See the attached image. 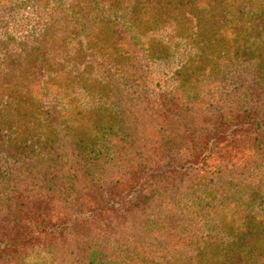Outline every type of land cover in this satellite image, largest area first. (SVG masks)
<instances>
[{
  "label": "trees",
  "instance_id": "trees-1",
  "mask_svg": "<svg viewBox=\"0 0 264 264\" xmlns=\"http://www.w3.org/2000/svg\"><path fill=\"white\" fill-rule=\"evenodd\" d=\"M170 2L177 5V0H165ZM232 5L238 14L245 13L240 1ZM233 13L226 18L236 25L264 24V15L255 13L247 20ZM154 16L142 19L148 28ZM191 30H181L187 42ZM204 41L214 44L209 36ZM237 53L251 56L242 48ZM199 66L189 60L175 77L182 75L190 90L206 80ZM135 67L130 59L123 68L130 72ZM133 87L131 93L143 100L130 102V111L124 105L115 111L120 118H114L117 127L112 132L117 133L120 151L109 146L101 150L98 140L90 145L80 141L73 146L77 156L84 152L82 170L71 165L59 173L28 172L36 166V153L55 164L64 156V147L41 140L19 143L12 135L0 134V264H264V212L254 210L264 204V74L242 80L230 98L236 104L221 110H200L206 101L200 95L180 104L178 93L172 99L168 90L155 89L147 80ZM193 127L207 132L197 146L205 142L208 155L193 150L191 160H200L198 167L180 162L182 168H175L178 145L173 151L162 147L188 137ZM93 132L100 136L104 131ZM233 138L242 146H230L227 139ZM139 142L149 147V155L142 151L135 159L139 148L129 145ZM129 150L130 156L124 154ZM102 154L108 164L115 160V167L124 166L116 181H102ZM212 155L222 159L225 170L200 169L201 160L207 162Z\"/></svg>",
  "mask_w": 264,
  "mask_h": 264
},
{
  "label": "rangeland",
  "instance_id": "rangeland-1",
  "mask_svg": "<svg viewBox=\"0 0 264 264\" xmlns=\"http://www.w3.org/2000/svg\"><path fill=\"white\" fill-rule=\"evenodd\" d=\"M235 1L177 0V5L170 2L169 6L165 0H0V134L12 135L19 143L41 140L64 147V156L57 163L44 162L47 157L36 153L35 168L27 170L59 173L71 165L82 170L79 160L84 152L77 156L73 146L80 141L90 145L98 140L101 150L109 146L120 151L117 133L112 132L117 127L114 118H120L115 111L121 112V105L132 110L130 102L142 98L131 93L140 81L168 90L172 99L178 93L180 104L193 96H204L200 110L235 105L230 100L235 87L252 75L264 74V24L249 21L236 25L226 16L234 12V16L251 20L255 13L264 15V0H237L244 4V14L237 13L232 5ZM253 9L255 13L250 14ZM154 14L148 28L142 19L149 20ZM186 28L194 29L189 31V42L180 36ZM205 36L212 37L214 44L205 42ZM215 37L220 39L219 45ZM239 48L251 51L253 57L237 56ZM130 59L136 67L129 72L123 67L129 66ZM189 60L191 66L200 64L201 79H206L190 90L182 75L175 77ZM192 82L191 77L186 81L188 86ZM127 114L132 123L131 113ZM193 128L188 137L162 147L173 151L178 145L175 168H182L180 162L185 167L199 162L191 160L193 150L208 155L205 142L197 146L201 134L206 136L207 132ZM93 129L104 132L98 136ZM71 132L77 134V140ZM227 141L234 148L242 146L237 138ZM133 146L139 148L135 159L142 151L149 155V147H143L142 142L129 148ZM124 154L130 156L131 150ZM101 158L98 170L105 175L102 181H116L124 166L119 169L115 160L108 164L104 155ZM209 166L210 170H225V163L217 156L201 160L200 169ZM254 208L263 214L264 204Z\"/></svg>",
  "mask_w": 264,
  "mask_h": 264
}]
</instances>
